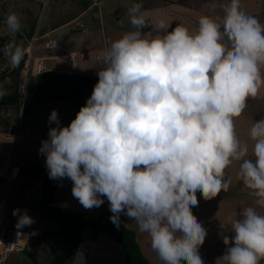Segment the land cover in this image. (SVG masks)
<instances>
[{"label": "clouds", "instance_id": "9594fccd", "mask_svg": "<svg viewBox=\"0 0 264 264\" xmlns=\"http://www.w3.org/2000/svg\"><path fill=\"white\" fill-rule=\"evenodd\" d=\"M142 3L128 14L134 31L112 41L98 61V82L68 126L52 110L46 157L50 179L72 181V195L86 210L109 203L111 222L134 220L160 264H204L199 248L207 230L192 208L228 191L226 168L239 161L238 178L264 208V118L253 123L249 146L241 143L234 118L264 86V23L230 0L222 23L208 16L190 31L176 26L146 39ZM13 32L19 17L6 18ZM4 54L13 67L22 47L9 43ZM6 93L0 89V96ZM16 229L31 226L27 210H13ZM223 235L224 264L264 260V213L249 206ZM23 233L17 231V238Z\"/></svg>", "mask_w": 264, "mask_h": 264}, {"label": "crops", "instance_id": "0c3cea01", "mask_svg": "<svg viewBox=\"0 0 264 264\" xmlns=\"http://www.w3.org/2000/svg\"><path fill=\"white\" fill-rule=\"evenodd\" d=\"M75 1L80 5L79 10L76 14L72 15L71 18L63 22H60L59 24H55L52 27H46L42 30V32L35 29L32 36H34L36 33L39 35L47 34L51 36L54 32L58 31L65 25H68L71 20L85 19V22L83 23L88 28H90V35L87 37V39H85L86 48L90 49L89 51L100 50L105 52L112 41L121 38L122 35L126 32L136 30L131 25L130 19H128V10L131 7H128L125 3L128 0H114L112 5L110 6V9L107 11L104 10L102 6L103 0ZM130 1L135 3H142L143 5L141 11L144 14L147 27L142 30V33L144 35V38L146 39H151L156 35L171 31L176 26H184L190 31H196L199 27L198 21L201 16H208L214 19L216 22L222 23L224 16L223 8L225 5L230 3V0ZM240 2L241 8L244 12L249 15L255 16L261 23H264V0H240ZM25 4L28 6H37L39 4H42V0H25ZM94 9H96V13L93 12ZM29 31L30 30L28 29V32L24 34H22L21 32H17L16 34L15 32L16 38L19 39L16 43L25 44L29 40L27 39ZM69 32L78 33L74 29ZM261 73L262 75H264V66L261 67ZM33 80L34 79H32L31 82ZM262 118H264V86L261 87L256 97L248 98L247 106L241 116L234 118L235 130L239 140L241 141V143H247L249 146V157H251V149L254 144L249 135L250 129L254 122L259 121ZM34 123V126H30L29 124L26 125V127H28L33 134V137L27 139L24 144L21 145L22 149L24 150L23 157L26 158V160H21V164H19L20 169L25 168L27 170L34 165L45 164L46 158L44 155H42V160H36V158L40 156L39 149L42 142L40 140V134H38L36 131H38V129L41 127V121H36ZM6 129V133L2 132L0 134L9 136L14 140L13 135L16 131L9 132L8 128ZM13 157L14 156L12 155L10 158V165ZM10 165H8L7 170L4 174H0V186L2 187V192L4 190L3 188L5 187L4 184L6 185V187L8 186L6 180L10 170ZM239 165V161H234L225 170L226 178H231L232 181L228 191H221V193L217 197L211 200H204L202 197V193H200L199 191L197 192L199 204L198 206L192 208V212H195L194 210L198 212V214H194L197 217L198 222H201L206 230L210 227H216V229L217 227H221L219 228L218 234H216L214 241L208 249L203 248V250H201L199 248V252L205 251L207 264H224V261L222 259H219L226 251V246L223 243L222 237L223 235H228L229 237L233 235V233H231V221L229 220V217H231L233 220L238 218L239 213L242 211V209L249 206L256 208L257 211L261 213H264V208L255 204L256 198L250 194L251 190L248 189L243 184L242 180L238 178ZM20 175L24 176L28 183H32L36 186L35 181L38 179L37 176H34V174L29 175L19 170V172L17 173V177ZM69 181L71 180L68 178H64L54 191L53 199L55 204L59 208L67 212H89L94 215L108 213L110 216L112 215L109 209V203L106 198H104V204L99 208H92L90 210H86L85 208H83L79 201L72 195V185L70 191H68V189H65L67 188L66 182ZM1 195L2 194L0 192V196ZM13 207L14 204L11 205V210L9 211H5L4 208V217L7 221H9L11 225L15 226L18 217L13 215ZM17 208L22 210L20 206H18ZM37 212V221L46 220L42 215L40 216V209H38ZM120 221L125 227L126 225H128V223L126 222L127 220L123 215L120 216ZM124 222L127 224L125 225ZM32 227L35 226H33L32 224L31 226H26L22 229L25 235V250L10 255L6 261V264H19V258L17 256L27 250L28 233H31L33 231ZM128 229L130 230V228ZM55 230L46 232V237H42L43 242H41L42 244L40 246V250L42 251V255L44 257L46 256L47 252L52 249V241L60 240L59 238H56L52 235ZM134 234L139 246L137 234L135 232ZM206 240L207 239H205V241ZM45 242L48 244V246H46ZM62 250L54 258H51V260L49 259L48 264H51L52 261L62 252ZM124 259V253L122 252L119 245L111 237H104L101 235V232H98L95 235V239L93 240V234L91 231V235L86 241L82 239L81 235V243L77 251L70 257L63 260L60 264H124ZM260 264H264V260H262Z\"/></svg>", "mask_w": 264, "mask_h": 264}, {"label": "rangeland", "instance_id": "374dc122", "mask_svg": "<svg viewBox=\"0 0 264 264\" xmlns=\"http://www.w3.org/2000/svg\"><path fill=\"white\" fill-rule=\"evenodd\" d=\"M113 1L114 0H103L102 6L104 10H109ZM125 3L128 7L135 4V2H132L130 0L126 1ZM42 4H39L37 6H28L25 4V0H4L3 2H0V38L10 39L9 42H6L0 48V89H2L6 93L3 96L9 95L12 92L14 81H16L17 79L15 72L13 71L6 74H3L1 72L2 68L8 69L11 66L9 57L4 54V49L9 43L16 45V42H18L19 40L16 38L15 33H13L8 28L6 23L7 16L10 13H15L19 17L21 23V30L19 32H21L22 34L28 32V29L32 27L34 28V31L36 29L42 32V30L46 27H52L55 24H59L60 22L71 18L72 15L78 12L80 6L75 0H42ZM93 12L96 13V9H94ZM128 19H130L129 16ZM74 20H71V22ZM80 21L85 22V19H81ZM70 23L54 32L50 36L56 39L58 42L59 48L57 52L47 53L42 50L40 44H37L35 47V55L51 56L69 52H89L90 49L86 48L85 46V39H87V37L90 35V32L85 34L70 33L69 31L74 29V26ZM26 27L29 28L25 30ZM49 64L53 65L54 62L50 61ZM51 75H57L60 80L67 79L66 77H68L62 72ZM48 77L49 74L44 73L34 78L32 83L34 85L46 83ZM91 94L92 88L90 87V85H88L86 90L84 91V98H89ZM37 107L30 108L26 105L22 110L19 104L11 107L0 106V129L8 128L9 132H15L19 124L22 126V128H25L27 124H29L30 126H34V122L41 121V127L36 132L40 134V140L43 141L48 139L49 128L56 127L55 123H52L51 125H49L48 123V118L52 110H56L58 112V118L62 126H68L72 120L74 107L67 102H51L48 104L38 105ZM2 131L3 130H1L0 133H2ZM0 149V174H4L7 170L8 165H10V158L12 155L16 158L18 164H21V160H26V158L23 157L24 150L22 149V146H15L14 140L4 134H0ZM36 160H42V154H40V156H38ZM66 183L67 188L65 189H68V191H70L72 182L69 181ZM4 186L5 187L3 188L4 190L2 192L3 194L0 196V202H2V200L5 198V211L11 210V205L14 204L13 209H17V207L20 206L22 210L26 209L27 214L34 219L33 226L35 227H32L33 231L31 233H28L27 250L17 256L19 258V264H48L49 259L51 260V258H54L64 248V244L61 240H53L52 249L47 252L45 257L42 255V251L40 250V246L42 244L41 242H43L42 239L46 237V232L56 229V224L46 220H38L39 222L37 221V211L39 209V206L34 207L33 201H39L40 190L37 189L34 184L28 183L26 178L22 175L13 179L7 187L5 184ZM194 211L195 212H193V214H198L196 210ZM123 216L124 218H126V222L128 223V225H126L127 223L124 222L126 228H130V230L137 234L140 249L145 258L148 260L149 264H160L156 253L151 248L150 237L148 236V234L140 232L134 220L125 215ZM38 223L40 224V227ZM219 228L221 227H217V229L216 227H210L209 229H207V240L203 243L202 246H200L201 250H203V248L208 249L210 247V245L214 241L216 234H218L219 232ZM90 235L91 230H86L82 234V239L86 241L89 239ZM101 235L109 238V236L103 232H101ZM46 246H48L47 243ZM199 254L202 257L204 264H207L205 251L199 252ZM182 264H186V261L182 262Z\"/></svg>", "mask_w": 264, "mask_h": 264}, {"label": "trees", "instance_id": "16d2710c", "mask_svg": "<svg viewBox=\"0 0 264 264\" xmlns=\"http://www.w3.org/2000/svg\"><path fill=\"white\" fill-rule=\"evenodd\" d=\"M3 1L0 0V2ZM28 28L26 27L25 30ZM29 30L27 39L31 38L34 28H29ZM9 40V38H0V48ZM21 64L22 60L19 66L14 67L13 72H15L17 79L14 81L12 92L9 95L0 97V106L11 107L18 105L19 94L17 88ZM48 74L49 77L46 83L35 85L32 83L33 81L30 83L26 105L34 108L51 102H67L74 107L73 120L80 108L86 104L88 98H84V91L87 86L90 85L93 90L98 80L81 76L66 77L67 79L60 80L57 75ZM3 130L6 133L7 129ZM19 170L29 175L42 176L43 184L37 205L40 209V215L56 224V230L52 235L62 240L65 244V248L51 264H60L63 260L73 255L81 243V235L85 230L92 231L93 240L98 232L106 233L111 237L124 253V264H149L141 253L134 232L126 228L122 223L117 228L111 222L108 213L94 215L89 212H67L59 208L54 202L53 194L63 179H50L45 164H37L30 169L22 168Z\"/></svg>", "mask_w": 264, "mask_h": 264}, {"label": "built area", "instance_id": "2783aa9c", "mask_svg": "<svg viewBox=\"0 0 264 264\" xmlns=\"http://www.w3.org/2000/svg\"><path fill=\"white\" fill-rule=\"evenodd\" d=\"M70 24L74 26V30L78 33L85 34L89 32V28L79 19H75ZM40 44L43 51L47 53L57 52L59 45L56 39L49 35L35 34L25 44H16L15 46L22 47L25 51L24 59L19 70V87H18V104L23 110L28 98V91L32 79L44 74H57L62 72L68 77L84 76L98 80L97 72L99 70L98 61L103 58V51H79L69 52L64 54H56L51 56L35 55V47ZM53 61L54 64H49ZM14 67L11 65L8 69H1L3 74L12 72ZM3 130L2 128L0 131ZM3 132V131H2ZM33 137L28 127L22 128L19 124L16 132L13 135L16 145H22L24 142ZM20 166L15 157L11 160L10 170L6 180L7 185L17 177ZM35 181L36 188L41 189L43 180L42 176H38ZM2 193V187L0 186ZM38 205L37 201H33V206ZM5 198L0 202V264H6L8 257L12 254L21 252L26 248L25 235L22 229H16L4 217ZM41 216V215H40ZM17 231L23 233L21 238H17Z\"/></svg>", "mask_w": 264, "mask_h": 264}]
</instances>
